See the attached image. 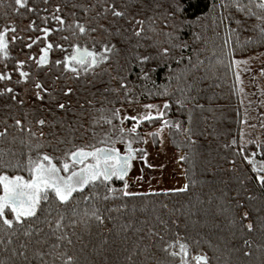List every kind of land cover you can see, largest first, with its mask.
<instances>
[{"label": "trees", "instance_id": "16d2710c", "mask_svg": "<svg viewBox=\"0 0 264 264\" xmlns=\"http://www.w3.org/2000/svg\"><path fill=\"white\" fill-rule=\"evenodd\" d=\"M155 2L93 0V18L85 25L95 30L94 45L112 48L107 63L69 77V94L61 90L58 99L36 100L17 116L0 115V133L7 130L0 136V174L28 173L29 159L40 160L45 153L60 164L77 147L113 146L111 141L121 140L114 110L168 100L163 118L171 147L185 157L180 163L187 187L126 196L123 181L113 177L107 182L113 193L95 182L67 202L51 196L35 217L11 228L0 223V264H190L199 253L207 264H264V183L243 159L253 151L262 168L264 131L243 130L250 104L235 63L264 50V20L257 18L264 17V8L253 0H183L184 17L192 22L183 28L189 48L173 49V58L161 60L145 80L138 57L168 46L160 32L165 9H154ZM159 2L166 6L170 0ZM110 5L124 15L114 16L113 9L102 15L101 8ZM136 28L143 29L139 36ZM121 77L131 104L120 88ZM180 244L187 246V256L172 255ZM14 245L21 248L16 251ZM12 254L22 257L12 261Z\"/></svg>", "mask_w": 264, "mask_h": 264}, {"label": "snow or ice", "instance_id": "6c2138e0", "mask_svg": "<svg viewBox=\"0 0 264 264\" xmlns=\"http://www.w3.org/2000/svg\"><path fill=\"white\" fill-rule=\"evenodd\" d=\"M15 4L21 7L27 6V0H15ZM216 5L214 4L213 7ZM222 7H226V5H221ZM59 7V6H57ZM113 9L116 8L115 5H111ZM154 9H165L164 12L161 13V24L160 32L163 33L168 39V46L161 45L158 48V51L153 55H140L138 57L140 61V73L145 80L151 79V74L156 71L159 66V62L163 60L165 63L168 59L173 58V49H187L189 48V43L184 39L183 36V28L191 26V21L184 17V12L186 9L183 7V0H170L169 3L165 6V4L160 3L159 0L152 5ZM240 6L237 4V8ZM264 7V5H261ZM31 10V9H30ZM113 15L116 17H121L124 15V12L119 10H114ZM56 20H60V17H53ZM258 19L264 20V17H257ZM199 19V18H197ZM221 18V22H223ZM62 22V21H61ZM137 24H143V20H137ZM154 23V22H153ZM239 23V21H237ZM30 27L35 28L34 22L30 25ZM11 31L14 33L15 28L13 27ZM44 33L45 38L48 33L52 30L50 28H44L41 30ZM79 31L81 33L85 32V28L83 26H79ZM143 31L142 28L135 29V35L139 36ZM9 32V28L5 27L2 31H0V53H2L5 57L9 55V40L6 38V33ZM261 32L264 33V28H261ZM199 38L198 36L196 37ZM18 37L16 35L11 36V41L17 40ZM31 39V38H29ZM40 37H36V40H39ZM36 40H33L32 43H35ZM52 44L48 43L45 48L41 49V55L39 57V64H47L48 63V51L52 48ZM26 47L31 48L32 44H27ZM75 51L72 55L65 57V62L63 66L65 68H71V71L79 75V69L75 67H71L72 62H75L78 65L84 66V71H88L89 67H93L97 65L101 60H108L109 57L107 55H100L95 51H89L87 48L81 49L79 45H75ZM105 51L110 52L112 48H109L105 45ZM231 55V53H230ZM189 61H191V56L188 57ZM183 56L177 60V63L182 62ZM152 61H156V65L152 67H148L149 63ZM19 64H23L24 61H18ZM56 64H61V61L57 60ZM235 63L239 65L241 61L236 60ZM170 67V65H169ZM191 67L195 68L196 64H192ZM147 69V70H145ZM264 71V70H262ZM20 75L22 77H27V73L21 72ZM10 79V76H5L3 73H0V80ZM121 79L120 88L125 91V99L128 103L133 102V98L131 93L127 90L126 81L123 77ZM169 80L172 79L171 75L168 77ZM237 79H239V75L237 74ZM37 89L42 87L41 84L37 83L35 85ZM6 91L11 92V88H7ZM71 92V89H68ZM119 91V89H117ZM165 94V93H161ZM38 98L40 93H36ZM15 99V97H13ZM179 104L180 101L177 100ZM58 107L63 108V104H59ZM143 107L147 110H151L153 108L158 109L156 112V116L163 117L165 115L164 111L159 110V106L155 104H145ZM163 108H169V101L165 100L163 104ZM120 114V109H116L113 111V117H118ZM153 119V113L148 111L146 114L138 113L137 115L132 116H124L121 120V124L123 120H131L136 122L137 124L141 120L150 121ZM21 121L17 120L16 124L19 125ZM40 125L45 124V120L40 119L38 121ZM111 123V121H109ZM166 122L161 123V127L156 130L154 133H149L151 136H155L158 134ZM178 126V125H177ZM5 132L0 133V136L5 135ZM121 134L120 138L123 139V134L127 133H136V127L133 126L131 128L125 129L121 127L119 129ZM41 135L43 133L41 132ZM235 142V141H234ZM111 143H115V141H111ZM244 151V149H241ZM136 149L131 147V140L127 142V151L124 155H121L119 149L112 147L108 148H92L91 151H86L84 147H77L75 151H71L65 154V162L63 163V168L57 167L55 163H53L54 157L49 156L48 154H43L42 159L33 161L31 158L28 163L30 165L29 172L31 176L29 179H25L23 176H8L6 174L0 175V186H2L3 193L0 194V221H2L3 225L11 228L13 226L14 221L19 223L25 217H35L37 211L41 205L42 201H49L50 194L49 190L54 193L55 198L59 202H67L73 196V193L77 191V189H84L85 185L94 184L95 182H104L107 192L113 193L115 190L111 187L107 186V182H110L113 177H117L121 180L127 175L128 170L132 167V161L136 158ZM140 153L143 155L140 156L141 160H145L147 156V152L145 149H139ZM254 155V154H253ZM70 157V160L68 159ZM87 158H92L94 163H85ZM185 157L181 156L180 159L183 160ZM243 159L249 160L248 156H244ZM146 162V160H145ZM253 166H255V162L251 161ZM76 164H82L83 167L76 168L75 171H72L70 165L74 167ZM163 167V165H161ZM61 171L64 173H69L68 175H61ZM260 171H264V168H261ZM262 183H264V175H260L257 177ZM187 185H185V188ZM128 188L127 182L124 183V189ZM124 195H135V193H131L128 191L123 192ZM88 197H85L87 199ZM6 210L10 211L12 214V218L9 219ZM92 215H96L95 212ZM248 213H244V216L247 217ZM99 220L101 217L96 216ZM60 221L57 220V225H59ZM253 225L251 223L247 224V228L251 230ZM180 253H183L187 256V246L185 244H180ZM172 255H178V253H172ZM68 261H72V257L68 256ZM196 261H204L207 264V257L204 255H198L195 257ZM181 264H187L186 260H182Z\"/></svg>", "mask_w": 264, "mask_h": 264}, {"label": "flooded vegetation", "instance_id": "af4514ba", "mask_svg": "<svg viewBox=\"0 0 264 264\" xmlns=\"http://www.w3.org/2000/svg\"><path fill=\"white\" fill-rule=\"evenodd\" d=\"M92 2L93 0H27V6L21 7L15 4V0H0V31L5 27L9 28V32L6 33L9 40V55L5 57L0 53V73L10 76V79L0 80V115L5 118L17 116V111L28 109L29 104L34 105L36 100L56 99V93L61 90H64V94H69V77L85 75L107 63L108 60H101L95 67H89L85 72L84 66L72 62L71 67L78 68L79 75L71 71V68L63 66L65 57L75 51V45H79L81 49L95 51L98 56L109 57L111 53L105 51L107 45L105 43L94 45L95 30H90L89 26L85 25L93 18ZM101 9L104 15L113 8L110 5ZM53 17L61 19L56 20ZM33 22L35 28L30 27ZM79 26H83L85 32L81 33ZM13 27L14 33L11 31ZM44 28L52 30L46 38L41 31ZM12 35H16L18 39L11 41ZM36 37L40 39L36 40ZM33 40L36 42L32 43ZM48 43L53 45L47 53L48 63L40 65L41 49ZM27 44H32V47H26ZM20 60L24 61L22 65L18 63ZM57 60L61 61V64H56ZM21 72L27 73V77H22ZM37 83L42 85L40 89L35 87ZM7 88H11L12 91H6ZM37 92L42 99L37 97ZM63 163L55 164L62 169ZM260 167L264 168V165ZM70 168L75 171L81 167L70 165Z\"/></svg>", "mask_w": 264, "mask_h": 264}, {"label": "rangeland", "instance_id": "374dc122", "mask_svg": "<svg viewBox=\"0 0 264 264\" xmlns=\"http://www.w3.org/2000/svg\"><path fill=\"white\" fill-rule=\"evenodd\" d=\"M253 2L258 8H264L261 7V5H264V2L258 3L254 0ZM239 61H241L239 67H237L239 82L241 83L244 95L250 104V107L247 111L248 113H245L243 118V130H250L255 127L264 131V71H262L264 70V50L251 53L250 55L240 59ZM145 104H155L159 106V110L163 111L164 109V101L127 105L118 108L120 109V114L118 116L119 129L121 127L128 129L135 126L136 133L125 132L123 135H126V138L123 139H125L126 141H123L121 139L116 141L113 146L108 147H115L119 149L121 154H125L127 151V142L131 140V147L137 150L136 158L132 161L130 172L128 173L126 178L122 180L123 184L121 185L120 189L122 193L124 191H128L131 193H135V195L183 191L186 185L184 170L180 163V157L183 155L181 152L174 150L169 143L168 121L163 117H158L155 115L158 109H145L143 107V105ZM148 111H151L153 113V119L150 121L141 120L137 124L136 122L131 120H123V123L121 124V120L124 116L137 115L138 113L146 114ZM156 119H158V125L155 127L154 124L156 123ZM162 122H166L163 129L155 136L149 135V133L156 132V130L161 127ZM234 141V144L239 146V142L237 140ZM240 144H243L245 147H247L246 143H244L243 140H240ZM139 149L146 150V162L145 160L140 159V156L143 155V153H140ZM253 153V151H248V154H245L250 158L249 160H246V162L249 164V167L254 172L255 176L258 177L260 175H264V173L259 169L260 160L257 157H254L255 155H253ZM251 161L255 162V166H253V163H250ZM88 162L93 163L92 160ZM161 165H163V167H161ZM5 174L10 177L20 175L25 179H29V177L31 176V173L29 174V171L28 173L24 172L22 174ZM60 174L65 175L63 171H61ZM125 182H127L128 184V188L126 190L124 189ZM2 193L3 189L2 186H0V194ZM49 194L50 197H55L54 193H52L51 190H49ZM45 202L46 201H42L41 205ZM6 214L9 219L12 218V214L10 211L6 210ZM1 222L2 221H0V223ZM14 223L17 222L14 221ZM13 248L14 250H16L21 247L14 245ZM173 249L174 252L178 253L179 256L183 255L182 253H180V246L174 247ZM199 254L204 255L201 253ZM196 255L193 258L194 261L191 262L192 264H196ZM19 257H22V255L15 256L12 254V261L17 260Z\"/></svg>", "mask_w": 264, "mask_h": 264}, {"label": "water", "instance_id": "95a60500", "mask_svg": "<svg viewBox=\"0 0 264 264\" xmlns=\"http://www.w3.org/2000/svg\"><path fill=\"white\" fill-rule=\"evenodd\" d=\"M254 1H256V2H264V0H254ZM96 66V65H95ZM95 66H93V67H95ZM100 148H108V149H111V148H109V147H107V146H103V147H100ZM86 151H88V150H86ZM121 155H124V154H121ZM69 160H70V157H69ZM90 160H92V158H87L86 160H85V163H89L88 161H90ZM135 160V159H134ZM93 161V160H92ZM93 163H94V161H93ZM132 163V162H131ZM77 166H79V167H82L83 165L82 164H76ZM130 172V169L128 170V173ZM128 173H127V175H128ZM126 175V176H127ZM126 176L124 177V179L126 178ZM117 180H119V181H122L121 179H119V178H117V177H115ZM123 179V180H124ZM85 187H86V185H85ZM85 189V188H84ZM84 189H77V192H81V191H83ZM198 255H200V254H197L196 256H198ZM205 256V255H204ZM200 264H205V262L204 261H200L199 262ZM196 264H198V262L196 261Z\"/></svg>", "mask_w": 264, "mask_h": 264}]
</instances>
